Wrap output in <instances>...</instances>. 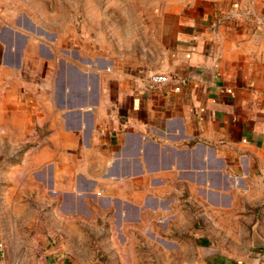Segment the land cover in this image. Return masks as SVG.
Listing matches in <instances>:
<instances>
[{
	"label": "crops",
	"instance_id": "1",
	"mask_svg": "<svg viewBox=\"0 0 264 264\" xmlns=\"http://www.w3.org/2000/svg\"><path fill=\"white\" fill-rule=\"evenodd\" d=\"M163 1L154 48L126 64L85 55L57 31L32 35V13L5 14L0 78L14 82L20 68L21 89L0 95V264H92L90 206L135 220L136 196L168 175L232 189L229 178L243 179L255 206L212 207L251 212L259 256L194 221L190 253L177 243L109 260L264 264V0ZM151 72L171 79L154 85Z\"/></svg>",
	"mask_w": 264,
	"mask_h": 264
},
{
	"label": "rangeland",
	"instance_id": "2",
	"mask_svg": "<svg viewBox=\"0 0 264 264\" xmlns=\"http://www.w3.org/2000/svg\"><path fill=\"white\" fill-rule=\"evenodd\" d=\"M170 6L163 0H0V64L3 61V27L9 23L5 17L8 12L32 13L35 16V33L32 35L52 36L51 32L57 31L59 35L67 36V41L83 45L85 55L100 54L109 62L126 64L139 58L145 47L154 48L157 38L152 33L162 26V13ZM15 69L14 82H2L0 78V95L3 91L17 92L21 87L18 83L21 70ZM226 182L224 178L222 186L217 187L187 183L172 175L155 179L154 187L147 188L151 189L152 197L145 194L146 189L136 196L140 206L135 220L120 217L115 205L90 206L89 213L85 214V236L90 240V251L94 256L92 264L128 261L120 256L117 260H109V252L124 255L123 252L162 251L164 248L174 249L177 243L186 244L185 250L189 252L192 233L188 228L194 221L205 222V228L219 233V237L230 233L239 240L240 250L250 251L257 258L261 250L253 239L256 236L252 232L258 229L254 223H249L251 212L240 207L236 210L212 207L255 206L248 204L249 200L240 190L243 179L229 178L234 189ZM211 190L221 193L218 201H214L216 197L213 199ZM227 192L229 196L223 194ZM255 199L263 205L264 199L261 201L257 195ZM155 200L158 203L151 204ZM243 229H250L251 235H243ZM219 245L225 250L232 247L228 243ZM26 261L27 264L30 262L29 259ZM132 261L146 262L143 257ZM171 261L160 259L153 262Z\"/></svg>",
	"mask_w": 264,
	"mask_h": 264
},
{
	"label": "built area",
	"instance_id": "3",
	"mask_svg": "<svg viewBox=\"0 0 264 264\" xmlns=\"http://www.w3.org/2000/svg\"><path fill=\"white\" fill-rule=\"evenodd\" d=\"M149 81L154 85L165 84L170 81L171 75L166 72H151L148 75ZM180 85H177L175 88L180 89ZM5 248V243L0 241V252H3Z\"/></svg>",
	"mask_w": 264,
	"mask_h": 264
}]
</instances>
